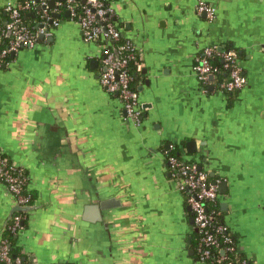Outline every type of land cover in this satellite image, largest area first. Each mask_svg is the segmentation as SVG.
I'll list each match as a JSON object with an SVG mask.
<instances>
[{
  "label": "crops",
  "instance_id": "1",
  "mask_svg": "<svg viewBox=\"0 0 264 264\" xmlns=\"http://www.w3.org/2000/svg\"><path fill=\"white\" fill-rule=\"evenodd\" d=\"M13 1L0 0V18ZM107 2L138 47L141 127L100 84L101 44L84 41L66 13L51 38L0 64V153L27 170L34 198L15 249L27 264H203L188 192L165 160L174 145L226 184L222 220L240 252L264 264V0H212L213 23L196 0ZM206 47L237 53L241 91L199 83L193 67ZM101 200L116 208L83 221ZM17 208L0 183V238Z\"/></svg>",
  "mask_w": 264,
  "mask_h": 264
},
{
  "label": "built area",
  "instance_id": "2",
  "mask_svg": "<svg viewBox=\"0 0 264 264\" xmlns=\"http://www.w3.org/2000/svg\"><path fill=\"white\" fill-rule=\"evenodd\" d=\"M16 0L4 7L6 19L0 18V64H4L22 49H32L40 37L49 39L54 29L60 26L61 16L68 13V19L81 27L84 41L99 43L101 71L99 81L103 89L118 99L123 111V120L141 127L144 120V107L140 93L135 87V76L140 73L142 63L137 45L130 38L123 37L114 17L115 12L107 0ZM196 10L208 22L216 20V8L212 0H196ZM34 13V23L26 22L25 15ZM30 17V16H29ZM35 26V27H34ZM264 52V46H263ZM219 56L222 60L225 78L212 60ZM194 73L202 85L210 86L219 78L223 93L231 95L241 91L247 84L239 65L237 53L232 49L223 51L216 47H206L194 64ZM213 76V80L211 79ZM174 145L169 146L173 150ZM170 173L179 179V189L188 192L187 204L191 209L194 229L199 233L195 248L197 260L203 264H254L246 256L231 258L240 253L233 244V234L228 226L219 220V185L221 180L212 181L206 170L188 163L169 152L165 154ZM0 183L6 188L18 207L27 208L32 201L29 190L30 177L27 170L0 153ZM26 215L16 214L12 218L9 231L20 233ZM217 251L218 253H215ZM0 264H27L21 257H12L11 245L4 237L0 238ZM71 264V263H63Z\"/></svg>",
  "mask_w": 264,
  "mask_h": 264
},
{
  "label": "trees",
  "instance_id": "3",
  "mask_svg": "<svg viewBox=\"0 0 264 264\" xmlns=\"http://www.w3.org/2000/svg\"><path fill=\"white\" fill-rule=\"evenodd\" d=\"M6 15H5V18L4 19H6ZM25 17H26V22H28V23H30V25H32L33 23H34V18H32V17H29L28 15H25ZM35 27V26H34ZM212 63H213V65L214 66H217V67H219V69L222 71L221 72V74L218 76V77H221V78H225V74H224V71H223V64H222V60H221V58L219 57V56H215L214 58H213V60H212ZM139 75H140V73H137L136 74V76H135V83L138 81L137 79H138V77H139ZM136 90H138V87H137V85H135V87H134ZM234 94V93H233ZM232 95V94H231ZM177 149H176V147L173 149V150H167V152H169V153H171L172 155H174V156H176V157H178V158H180V156L177 154V151H176ZM211 179V178H210ZM189 196V195H188ZM32 201H33V203H34V198H33V196H32ZM33 203L29 206V207H27V208H21V207H18L17 208V211H15V213H14V215H13V217L16 215V214H23V215H26L27 214V211H30L31 209H32V205H33ZM219 212H220V208H219ZM219 220L222 222L223 220H222V216H221V212H220V216H219ZM27 221V220H26ZM26 221H24L23 222V228H25V226H26ZM12 223V221L10 222V224ZM10 224H9V226H10ZM3 237L5 238V239H7L8 240V242L10 243V245H11V255H12V257H20V255H19V253H18V248L17 249H15V246H16V242H17V234L15 235L14 233H12L11 231H9V229H7L5 232H4V235H3ZM233 237V244L234 245H237V242H236V239H235V237L234 236H232ZM198 240H199V233L198 232H195V234L193 235V237H192V239H191V243H190V245H191V247L195 250V248H196V245H197V243H198ZM215 253H218L217 251H215ZM237 255H239L240 257L241 256H243V254H240V253H235V254H233V255H230V257L231 258H233V257H236ZM195 256H196V258H197V255L195 254ZM211 262H212V264H218V263H216V262H214L213 260H211Z\"/></svg>",
  "mask_w": 264,
  "mask_h": 264
},
{
  "label": "water",
  "instance_id": "4",
  "mask_svg": "<svg viewBox=\"0 0 264 264\" xmlns=\"http://www.w3.org/2000/svg\"><path fill=\"white\" fill-rule=\"evenodd\" d=\"M59 1H64V0H59ZM55 6V1H51L50 2V7L53 8ZM30 17H34V13H30L29 14ZM66 17H68V13H66L65 15ZM44 37L41 36L40 40H43ZM15 55H12L11 58H14ZM211 79L213 80V76H211ZM54 145H57L56 143H54ZM195 146V142H191L187 145L188 148V152L189 153H195L196 149L194 148ZM201 168V167H200ZM224 187H226V184H221L219 185V193L222 194L224 193ZM117 201L116 200H110V201H100V204H97V206H87L84 209V213L82 215V220L89 223V224H94L97 221H103L104 217L108 214V212L114 208H116L115 203ZM188 211L191 212L190 207L188 208ZM190 223L193 224L194 220L193 218L190 219ZM193 254V251L192 253Z\"/></svg>",
  "mask_w": 264,
  "mask_h": 264
}]
</instances>
